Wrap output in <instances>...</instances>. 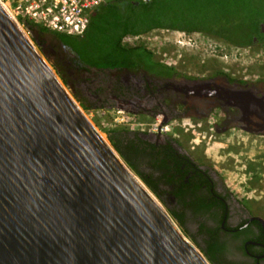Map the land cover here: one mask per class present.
Returning a JSON list of instances; mask_svg holds the SVG:
<instances>
[{"label": "water", "instance_id": "1", "mask_svg": "<svg viewBox=\"0 0 264 264\" xmlns=\"http://www.w3.org/2000/svg\"><path fill=\"white\" fill-rule=\"evenodd\" d=\"M37 47L0 3V264H211Z\"/></svg>", "mask_w": 264, "mask_h": 264}, {"label": "flooded vegetation", "instance_id": "2", "mask_svg": "<svg viewBox=\"0 0 264 264\" xmlns=\"http://www.w3.org/2000/svg\"><path fill=\"white\" fill-rule=\"evenodd\" d=\"M263 24L259 23L251 46L237 48L264 46ZM159 30L165 29L150 32ZM59 46L63 52L56 49L57 45L39 44L81 107L116 110L138 124L156 125L144 132L128 130V136L161 153L173 151L161 156L154 172L144 169L146 180L155 187V192L150 189L154 196L182 216L193 236H199L200 226L214 231L217 245L224 246L228 260L264 264V201L250 197L249 190L237 194L221 173L225 171L222 164H214L207 146L220 145L227 156L233 152L246 156V169L253 171L258 185L259 159L250 158L249 153L258 157L264 147L260 145L264 140V73H227L202 65L184 69L153 53L150 64L136 60L131 67L92 68L75 61L69 48ZM170 125L176 128L165 127ZM234 165L238 168L236 162ZM197 241L202 243V238Z\"/></svg>", "mask_w": 264, "mask_h": 264}, {"label": "trees", "instance_id": "3", "mask_svg": "<svg viewBox=\"0 0 264 264\" xmlns=\"http://www.w3.org/2000/svg\"><path fill=\"white\" fill-rule=\"evenodd\" d=\"M181 1L180 3L177 0H152L149 3H137L131 0L105 2L92 12L89 25L81 37L54 33L32 22H27L26 27L33 35L35 43L47 44L51 39L56 44L61 43L69 48L76 56L75 61L79 60L85 67L108 69L131 67L137 63L136 60L152 63V52L144 45L124 44L127 36H140L154 29H165L181 33H204L211 37H220L232 46L248 47L253 43L252 39L258 31L259 23L264 21L262 20L264 12L260 9L250 10L248 18L243 20L229 16L231 8L232 11H240L237 6L239 3L253 4L258 0H235L231 8L224 0ZM130 133L128 130H111L106 135L127 165L149 189L155 192V187L145 178L144 169L157 170L161 156L171 155L173 151L170 149L161 153L155 147L146 146L137 137L128 136ZM162 163L163 167H168L166 162ZM152 175L151 172L150 176ZM167 209L211 264H237L226 258L227 251H224V246L217 245L214 231L200 226L199 236H193L185 227L186 221L182 216ZM205 236L208 239H205ZM198 238H202V243L197 241Z\"/></svg>", "mask_w": 264, "mask_h": 264}, {"label": "rangeland", "instance_id": "4", "mask_svg": "<svg viewBox=\"0 0 264 264\" xmlns=\"http://www.w3.org/2000/svg\"><path fill=\"white\" fill-rule=\"evenodd\" d=\"M104 1L109 2L113 0ZM179 1L182 2L181 0H177L178 3H180ZM224 1L226 2L227 6L231 8V6L233 5L232 3H234L235 0ZM263 1L264 0H258L253 2V4L239 3L237 6L240 11L237 10V12L232 11V8L230 11V9L227 7V9H229V16H231L233 19L243 20L246 17L248 18L249 12L252 9H260L261 12H264ZM263 19L264 18L262 17V20ZM25 30L29 38L36 45L31 32L27 29V27H25ZM139 44L144 45L148 50H150L159 58L176 67L184 69H195L202 65L210 69H221L227 73H231L232 71L247 72V70H252L259 74L264 73V46H252L249 48L240 49L215 37L205 36L202 34L183 35V33L181 32L171 30H159L144 34L143 39H141L139 42H134L133 46ZM47 45L50 47H54L57 45L58 48L56 49L63 52L59 44H56L51 39H49ZM37 49L41 53L40 48L37 47ZM41 55L43 56L42 53ZM43 58L48 63V65L56 72L67 91L75 99L89 121L103 135L104 138L107 139L106 133L111 130H130L144 132L147 129L156 127V125H141L131 120H129V122L126 121V123L116 124L114 122L116 118H125L126 120L129 118L127 115L121 112L119 113L116 110H85L76 100L68 86H66L62 77L59 75L57 69L55 68V65L44 56ZM204 62L206 63L205 65L203 64ZM165 127L170 130H172V128H176V126L173 125ZM260 145H264L263 139H261ZM207 146H209L208 153L214 160V164L219 167L222 164L225 171L222 170L221 173L227 178V183L232 185V187L237 190V194L249 190L248 192L250 197L261 198V200L264 201V154H262L264 153V147H261V153L258 157L256 155L252 157V153H249L250 158L259 159L257 165V174H260V176L258 179L259 186L257 185V187L255 184L257 180H253L255 174L253 173V171L250 172L246 169L247 167H249L247 163L248 161L245 160L246 156H237V154H235L234 152L231 155L227 156L222 153L224 149H222L220 145H212V143H209ZM228 159H231L232 162L227 161ZM235 162L238 166V168L236 169L234 165ZM228 164L232 167H228Z\"/></svg>", "mask_w": 264, "mask_h": 264}, {"label": "built area", "instance_id": "5", "mask_svg": "<svg viewBox=\"0 0 264 264\" xmlns=\"http://www.w3.org/2000/svg\"><path fill=\"white\" fill-rule=\"evenodd\" d=\"M137 3H149L152 0H131ZM8 13L23 28L32 22L49 29L51 32L67 36L81 37L84 35L91 14L102 6L104 0H0ZM183 35H186L183 33ZM143 39V35L129 36L125 41L134 42ZM181 43V42H178ZM120 113V112H119ZM129 122V119L116 118V124Z\"/></svg>", "mask_w": 264, "mask_h": 264}, {"label": "bare ground", "instance_id": "6", "mask_svg": "<svg viewBox=\"0 0 264 264\" xmlns=\"http://www.w3.org/2000/svg\"><path fill=\"white\" fill-rule=\"evenodd\" d=\"M103 137V136H102ZM104 138V137H103Z\"/></svg>", "mask_w": 264, "mask_h": 264}]
</instances>
